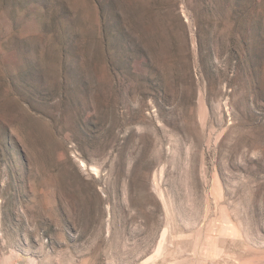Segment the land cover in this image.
<instances>
[{
  "label": "rangeland",
  "instance_id": "1",
  "mask_svg": "<svg viewBox=\"0 0 264 264\" xmlns=\"http://www.w3.org/2000/svg\"><path fill=\"white\" fill-rule=\"evenodd\" d=\"M0 264H264V0H0Z\"/></svg>",
  "mask_w": 264,
  "mask_h": 264
}]
</instances>
